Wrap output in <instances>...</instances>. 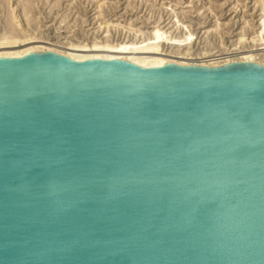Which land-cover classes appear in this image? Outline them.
Here are the masks:
<instances>
[{
	"label": "water",
	"instance_id": "obj_1",
	"mask_svg": "<svg viewBox=\"0 0 264 264\" xmlns=\"http://www.w3.org/2000/svg\"><path fill=\"white\" fill-rule=\"evenodd\" d=\"M0 264H264V66L0 58Z\"/></svg>",
	"mask_w": 264,
	"mask_h": 264
},
{
	"label": "bare ground",
	"instance_id": "obj_2",
	"mask_svg": "<svg viewBox=\"0 0 264 264\" xmlns=\"http://www.w3.org/2000/svg\"><path fill=\"white\" fill-rule=\"evenodd\" d=\"M86 2L89 5L92 0ZM231 2L232 8L236 10L239 3L237 0ZM59 3V0H0V58L24 57L33 52H53L76 61L122 59L148 68L165 66L167 61L212 68L231 62H251L264 66L263 0L253 1L254 11L257 8L262 9L254 27L246 28L243 25L236 32H232L229 39H226L225 32L218 28L200 30L196 34L187 31V42L195 43V48L190 45L173 46L174 44L169 43V28L174 27V31L178 32L183 28L187 30L178 18L179 15H171L174 20L169 21L167 24L171 23V26L164 29V40H159L156 34H146L139 26L134 27L132 20L123 22L119 18H112L113 16L107 18L104 0L94 3L92 17L88 20L60 9L54 13L53 11L60 7ZM40 4L44 5L46 10L49 9L48 15L54 13L53 24H50L54 27V32L49 33L42 28L46 10L44 13L40 10L36 12L35 9ZM132 4L146 16L148 0H135ZM152 16L148 18L152 19ZM161 19L162 16L156 17L155 23H159ZM240 20L241 16L236 22ZM66 22L71 26H65ZM80 24H85L87 30L76 36L71 28ZM60 29H69L67 31L70 33L61 36L58 34Z\"/></svg>",
	"mask_w": 264,
	"mask_h": 264
},
{
	"label": "rangeland",
	"instance_id": "obj_3",
	"mask_svg": "<svg viewBox=\"0 0 264 264\" xmlns=\"http://www.w3.org/2000/svg\"><path fill=\"white\" fill-rule=\"evenodd\" d=\"M59 1L60 3L58 4V6L60 7H57L53 11L54 13L57 9H60L62 12L65 11L66 13H70L71 15L79 16L81 18L85 17L84 19L88 20L92 17V9L94 7V3H96L97 1L101 2L103 0H92L89 5L86 4L87 0ZM104 1H106L104 11L107 18L113 16L112 18H119L123 22L132 20L134 22V27L139 26L142 30H144L146 34H156L159 37V40H164V29H167L169 26H171V23H167L174 20L172 18L174 15H179L178 18L180 19L182 24L186 26L187 30L185 31V29L182 27L183 29L178 32L174 31V27L169 28L168 31L171 32L169 43L171 45L174 44L173 46L186 47L190 45V47L194 46V48L197 47L195 43L189 44V42H187L189 41L187 38L188 36L185 35L187 34V31L192 33L195 32L194 34H196L200 30H211L213 28H218L224 31L225 35L227 36L226 39H229L231 33L236 32L243 25L246 28L254 27L255 21L260 17L262 11L261 8H257L255 11L253 10L252 4L254 0H237L239 4L236 10L232 8V0H193V2H190V0H148L146 16H143L144 12L142 13L140 9L134 8L132 2L135 0ZM70 4H72V6H70ZM38 8L35 9L36 12L37 10H40L44 13V11L46 10V8H44V5L42 4H40ZM47 11L49 12V9H47L44 13L46 18H43L44 20L42 24L44 27L42 28H45V30L50 33L55 31L54 27L50 25L53 24L52 16L54 15V13H49L48 15ZM150 16H152V19L148 18ZM159 16H162L161 21L159 23H155V18ZM240 16L241 20L237 23L236 20ZM69 25L70 24L66 22L65 26L69 27ZM67 30L69 29H60L58 34L60 33L59 35L63 36L70 33V31ZM71 30L74 31L75 35H80L87 30V26H85V24H80V26L78 25L74 26V28H71Z\"/></svg>",
	"mask_w": 264,
	"mask_h": 264
}]
</instances>
